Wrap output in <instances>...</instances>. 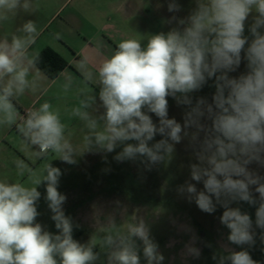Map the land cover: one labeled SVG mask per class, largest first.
Masks as SVG:
<instances>
[{
    "label": "clouds",
    "instance_id": "9594fccd",
    "mask_svg": "<svg viewBox=\"0 0 264 264\" xmlns=\"http://www.w3.org/2000/svg\"><path fill=\"white\" fill-rule=\"evenodd\" d=\"M33 10V0H0V22ZM167 11L173 14L165 21L172 25L167 32L149 35L146 43L120 40L95 71L86 58L77 62L82 86L71 115L86 129L83 151L68 138L60 110L50 102L23 116L16 107L17 98L48 79L38 55L30 53L40 30L26 20L0 38V126L15 125L37 159L55 154L73 165L86 152H115V161H138L145 171L164 163L187 139L196 162L176 191L205 213L222 208L218 219L229 230L228 244L213 259L260 264L249 249L257 238L264 245V175L250 165L264 168V0H194L183 17L175 15L182 11L178 0H167ZM242 62L246 71L231 76ZM209 80L215 88L211 102L203 96L193 102L192 94ZM74 84L68 74L60 87L67 94ZM169 97L185 107L183 123L169 118ZM14 163L16 175L27 176L30 186L0 180V264H163L150 226L138 216L122 227L108 215L100 237L75 239L78 225L66 215L67 197L58 190L62 170L49 162L38 173L24 160ZM41 185L56 232L37 220ZM241 202L255 207L254 220L232 206ZM188 254L198 258L200 250L189 247Z\"/></svg>",
    "mask_w": 264,
    "mask_h": 264
},
{
    "label": "rangeland",
    "instance_id": "374dc122",
    "mask_svg": "<svg viewBox=\"0 0 264 264\" xmlns=\"http://www.w3.org/2000/svg\"><path fill=\"white\" fill-rule=\"evenodd\" d=\"M80 1L69 0L64 4L58 11V19L64 17L71 7L78 3L80 14L85 18L86 13L92 14L93 8L101 7L109 10L117 7L120 2V0H90L94 5L92 3L89 7ZM145 1L146 4L141 11L128 19H122L121 12L109 14L111 22L122 23L125 31L121 40L135 37L146 43L149 35L161 31L167 32L172 27L165 22L173 15L167 11V0ZM178 2L182 6V11L175 15L180 17L188 15L194 7V0H178ZM83 18L81 22L88 25ZM25 21V18H18L16 15L7 22H0V38L6 34L10 37L11 34L16 33ZM97 24L100 25L99 20ZM83 26L82 30L93 28L91 25L83 24ZM245 34H248L247 29ZM117 36L115 34L113 39H117ZM244 71H246L245 62H242L237 72L230 75L238 76ZM214 92L213 81L209 80L200 91L192 94L193 102L201 96L211 102ZM168 101L169 118L174 117L178 122L183 123L185 107L178 106L171 97ZM152 116L154 122H158V118L154 114ZM85 132L86 129L79 119L66 131V135L74 145L78 146L79 151L84 150L82 137ZM160 138L157 136L156 140ZM115 154V152L108 154L86 152L77 157L76 164L69 165L60 161L55 154H49L45 159H37L32 155V149L25 141L22 144L16 142L4 151H0V180L8 179L12 182L22 180L30 186L27 176L21 178L16 175L14 162L17 159L24 160L38 173L51 162L63 173L58 190L67 197L63 205L66 215L71 216L74 224L78 225L73 232L75 239L84 243L90 237L94 239L100 237L106 227L103 221L108 215L115 216L117 223L122 227L131 222L134 216H138L150 226L151 236L158 243L159 250L165 257L163 264H216L213 256L222 254V245L228 244L229 230L221 225L218 219L223 209L218 207L213 214L205 213L194 202H189L176 191L179 185L190 178L189 164L196 162L192 150L188 147V140L185 139L177 144L175 152L151 171H145L138 161L117 162L113 159ZM250 167L264 175V168L256 164ZM197 188L202 189L203 185L197 184ZM38 191L41 192L38 203V211L41 215L37 220L47 230L56 232L54 222L50 218L51 212L44 199V186L41 185ZM232 206L240 207L242 211L248 212L253 220L255 219V207L244 202ZM189 247L198 248L200 256L195 258L188 254ZM229 247L240 250L235 245ZM97 250L100 251L99 248ZM249 251L253 259L264 264V245L260 243L259 238L255 247Z\"/></svg>",
    "mask_w": 264,
    "mask_h": 264
},
{
    "label": "crops",
    "instance_id": "0c3cea01",
    "mask_svg": "<svg viewBox=\"0 0 264 264\" xmlns=\"http://www.w3.org/2000/svg\"><path fill=\"white\" fill-rule=\"evenodd\" d=\"M67 2L69 0H33V11L17 15L18 18L37 21L35 23L40 30V36L30 49L31 54L39 55L44 49L49 48L60 55L67 64L54 77L47 75L48 79L39 83L36 92H28L15 101L20 115L29 108L38 107L45 101L50 102L60 110L62 122L67 125L66 131L78 120L71 115V109L77 103V90L82 86V77L76 71L77 62L86 58L89 67L95 71L102 59L115 51L125 31L121 22L110 21L109 14L121 12L122 19H128L141 11L146 4L145 0H120L115 8L112 6L109 10L101 7L96 8L97 10L93 8L92 14L88 12L83 18L78 3L72 6L64 17L58 19V11ZM80 3L89 7L92 3L94 5V2L90 0H81ZM82 18L93 27L91 30H82L84 29L83 24L88 26L81 22ZM98 20L100 25L97 24ZM115 34L118 35L117 39H113ZM68 74L74 77L75 84L73 90L65 94L60 85L64 76ZM96 91L98 92V89ZM23 141L15 125L0 126V151H4L16 142L22 144ZM21 154L25 157L24 153L21 152Z\"/></svg>",
    "mask_w": 264,
    "mask_h": 264
},
{
    "label": "trees",
    "instance_id": "16d2710c",
    "mask_svg": "<svg viewBox=\"0 0 264 264\" xmlns=\"http://www.w3.org/2000/svg\"><path fill=\"white\" fill-rule=\"evenodd\" d=\"M38 57V67L50 77H54L67 64L60 55L49 48L44 49Z\"/></svg>",
    "mask_w": 264,
    "mask_h": 264
},
{
    "label": "built area",
    "instance_id": "2783aa9c",
    "mask_svg": "<svg viewBox=\"0 0 264 264\" xmlns=\"http://www.w3.org/2000/svg\"><path fill=\"white\" fill-rule=\"evenodd\" d=\"M27 112V110L26 111H24L23 113H22V115L21 116H23V115H25V113Z\"/></svg>",
    "mask_w": 264,
    "mask_h": 264
}]
</instances>
